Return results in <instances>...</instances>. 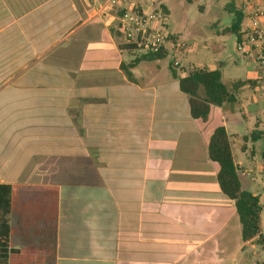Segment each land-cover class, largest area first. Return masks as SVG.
<instances>
[{"label": "crops", "instance_id": "1", "mask_svg": "<svg viewBox=\"0 0 264 264\" xmlns=\"http://www.w3.org/2000/svg\"><path fill=\"white\" fill-rule=\"evenodd\" d=\"M101 1L0 0V185L14 189V248L55 243L49 264H228L230 252L237 264L242 227L208 144L219 125L243 142L240 152L231 143L241 187L260 200L246 164L249 141L263 137L251 124L255 61L233 80L210 52L182 50L227 85L251 82L195 120L183 72L169 77L116 23L93 19ZM178 44L171 35L165 50Z\"/></svg>", "mask_w": 264, "mask_h": 264}, {"label": "trees", "instance_id": "2", "mask_svg": "<svg viewBox=\"0 0 264 264\" xmlns=\"http://www.w3.org/2000/svg\"><path fill=\"white\" fill-rule=\"evenodd\" d=\"M228 8L230 13L235 15L230 31L235 35L236 42H239L243 38L244 10H238L235 6ZM128 49L134 51L130 47ZM167 55L164 48L160 53L150 56L163 59ZM171 70L177 78L173 67ZM182 72L184 76L178 78L179 87L189 98L191 116L195 120L207 121L214 106L222 107L234 102L237 91L251 84L250 81H237L227 85L222 82L220 70L211 71L193 64L183 67ZM127 76L134 81L128 71ZM261 82L264 83V80L259 79L252 85H261ZM208 156L218 167L217 179L222 193L234 202L242 227L243 242H254L264 249V235L261 229L263 209L257 196L242 190L238 168L234 162L231 143L224 125L215 128L208 144ZM13 191V187L0 185V264H49L56 257L55 243L29 245L24 249L14 248L11 239L12 228L8 221Z\"/></svg>", "mask_w": 264, "mask_h": 264}, {"label": "rangeland", "instance_id": "3", "mask_svg": "<svg viewBox=\"0 0 264 264\" xmlns=\"http://www.w3.org/2000/svg\"><path fill=\"white\" fill-rule=\"evenodd\" d=\"M247 1L253 2L252 4L256 3L258 7H264V0H159V6L167 11L161 27L165 33L178 37L179 43L188 47L187 52L191 56L196 54L201 56L203 51L210 52L209 54L214 60L226 66V70L229 71L228 75L233 80L244 78L249 69L247 67L248 62H251L237 51L235 35L225 29L231 27L235 18L228 7L239 6L238 9H243L244 14L247 15L251 9L242 6ZM242 26H248V19L245 18ZM175 61L181 63V67H175L177 74L181 76L182 68L187 66V57L184 51L178 52L170 46L169 54L156 61L155 64H159L164 72L171 77V68L174 67ZM252 65L257 67L258 71L255 78L264 80V66L256 62H252ZM262 86L264 83L258 84L255 89V96L259 104L258 107L253 106L252 109L259 113L251 117V124L259 121V129L263 131V137L249 141L250 152L253 148L256 150V160L251 159L249 152V160L246 164L250 163V169L253 170L254 182L251 191L261 195L260 203L263 209L261 229L264 235V171L262 170L263 160L261 156L264 151V94ZM251 124L248 125L247 122L243 121L240 127L244 131L246 129L251 131ZM231 131L233 130L231 129ZM231 143L233 149L240 152V146L243 142L240 139L231 138ZM233 254L235 253H228V264H235L230 258ZM235 260L237 264L262 263L264 262V249L257 244L252 246L242 243V248L239 249Z\"/></svg>", "mask_w": 264, "mask_h": 264}, {"label": "built area", "instance_id": "4", "mask_svg": "<svg viewBox=\"0 0 264 264\" xmlns=\"http://www.w3.org/2000/svg\"><path fill=\"white\" fill-rule=\"evenodd\" d=\"M158 1L103 0L92 7L91 17L116 23L126 45L135 52L155 55L160 53L171 39V35L165 33L161 27L166 14ZM252 3L247 1L244 4V8L249 7L251 12L247 14L249 23L244 29V37L236 43L237 51L264 66V7ZM176 49L180 52L187 49V46L178 44ZM174 66L181 67V64L175 61ZM262 91L264 94V86ZM262 170L264 171V159Z\"/></svg>", "mask_w": 264, "mask_h": 264}]
</instances>
